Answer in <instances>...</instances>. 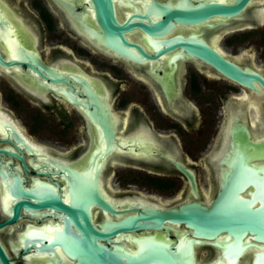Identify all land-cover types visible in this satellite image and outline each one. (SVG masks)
<instances>
[{
    "label": "flooded vegetation",
    "instance_id": "flooded-vegetation-1",
    "mask_svg": "<svg viewBox=\"0 0 264 264\" xmlns=\"http://www.w3.org/2000/svg\"><path fill=\"white\" fill-rule=\"evenodd\" d=\"M153 3L186 9L205 3L232 4V0H112L119 24L148 25L136 15H146L152 23L162 20ZM256 9H261L262 20L253 16ZM0 11L12 28L4 33L0 26L1 57L16 60L18 43L64 76L81 100L90 101L76 81L84 75L89 89L98 96L100 106L96 109L106 107L109 111L115 137L113 143L106 138L104 120L95 119L93 103L88 108L67 99L68 85L41 77L37 83L34 72L25 66H0V115L8 118L30 148L15 142L0 120V149L21 155L28 172L21 161L1 153L0 168L18 174L27 188L35 183L49 184L68 203L74 196L68 171L87 179L96 172L101 196L112 201L119 212L152 205L170 209L188 201L207 204L219 189L221 171L228 170L224 160L234 147L232 127L242 124L255 141L264 137V92L258 86L259 92L241 87L202 61L188 58L180 48L138 62L107 53L90 40L87 30H97V26L89 0H0ZM246 12L249 17L244 18ZM240 16V20L213 17L196 24L171 20L168 31L158 37L134 26L124 37L154 57L163 48L160 41L174 39L200 40L216 50L209 39L217 35V50L223 55L217 52L240 67L261 69L256 72L264 78V67L249 61L251 53L233 55L239 44L253 40L254 32L264 26V0H251ZM252 103L259 105L258 116ZM177 165L194 175L196 198ZM2 186L0 179V223L7 219L5 210L15 203L5 197ZM89 212L96 226L129 215L121 213L115 218L96 205L90 206ZM35 213L31 217L21 210L19 221L0 230V242L12 264H49L46 256L17 257L11 247L19 246L17 235L25 231L62 228V213L50 209ZM156 233L124 234L117 243L134 252L136 245L129 237ZM168 234L174 239V234ZM197 256L213 260L218 251L200 247ZM244 262L243 256L240 264Z\"/></svg>",
    "mask_w": 264,
    "mask_h": 264
},
{
    "label": "water",
    "instance_id": "water-1",
    "mask_svg": "<svg viewBox=\"0 0 264 264\" xmlns=\"http://www.w3.org/2000/svg\"><path fill=\"white\" fill-rule=\"evenodd\" d=\"M89 1L97 26V30H87L91 34L90 40L95 41L96 46L107 53L110 51L115 57L138 62L144 58L154 59L180 48L188 58L202 61L239 86L259 92L256 87L258 86L264 92V78L258 73L262 71L254 68L258 71L256 72L247 66L240 67L224 58L223 51L217 50V35L211 36L209 43L222 55L203 41L174 39L160 41L163 48L154 57L146 55L124 37V33L134 26L154 37L162 36L168 31L171 20L182 24H196L213 17L240 20V15L251 0H232V4L205 3L186 9L153 3L152 7L159 11L162 20L152 23L146 15L135 16L147 20L148 25L130 22L119 24L114 15L112 0ZM251 4L256 5L255 2ZM253 16L262 20L261 9L253 11ZM247 17L249 15L246 12L244 18ZM0 26L4 33L7 28L12 30L1 17V11ZM15 49L17 59L5 61L0 55V66H25L34 72L37 83L41 77L52 83L68 85L67 79L44 65L35 52L26 50L18 43H15ZM76 81L90 101L81 100L80 94L74 93L69 85L65 96L75 105L89 108V103H93L95 119L104 120L106 138L113 143L115 137L108 109H96L100 106L98 96L89 89V80L84 75L80 74ZM241 115L246 117L245 113ZM7 119L5 115H0L3 126L10 129L13 140L30 149L26 140ZM231 134L234 147L224 160L228 170L221 171L219 189L213 200L207 204L188 201L170 209L152 205L119 212L115 210L112 201L104 200L101 196L96 172L94 177L87 179L76 176L71 171L68 173L72 177L73 184L70 186L74 196L68 203H64L51 185L35 183L33 187L27 188L18 174L0 168L5 197L15 201L10 210H5L7 219L0 223V230L19 221L21 210L31 217L37 215L35 211L43 209L62 213L61 229L25 231L17 235L19 246L11 245L17 257L28 259L46 256L49 264H65L61 254L68 259V264H240L243 256L246 262L242 264H264V137L258 141L252 140L242 124H235ZM256 137H259V133ZM0 153L21 161L22 167L28 172L21 155L9 149H0ZM178 169L189 180L196 198L194 175L180 166ZM92 205L108 211L115 218L121 213L129 215L118 221H110L104 226H96L89 212ZM70 227H74L75 231ZM144 231L157 233L129 237L136 245L134 252L117 243L124 234ZM168 232L174 234V239H170ZM205 246H211L218 251L217 259L207 261L197 256V250ZM252 254L253 259L249 260ZM0 264H12L1 242Z\"/></svg>",
    "mask_w": 264,
    "mask_h": 264
},
{
    "label": "rangeland",
    "instance_id": "rangeland-1",
    "mask_svg": "<svg viewBox=\"0 0 264 264\" xmlns=\"http://www.w3.org/2000/svg\"><path fill=\"white\" fill-rule=\"evenodd\" d=\"M254 34V39L239 44L238 51L233 55L239 56V54L251 53L252 56L249 61L256 67H264V26L259 27ZM200 252L204 251L200 250ZM208 254H210L209 251ZM206 256L203 255L202 258H206Z\"/></svg>",
    "mask_w": 264,
    "mask_h": 264
},
{
    "label": "bare ground",
    "instance_id": "bare-ground-1",
    "mask_svg": "<svg viewBox=\"0 0 264 264\" xmlns=\"http://www.w3.org/2000/svg\"><path fill=\"white\" fill-rule=\"evenodd\" d=\"M259 69V68H258ZM261 70V69H260ZM248 97V96H247ZM242 98V97H241ZM242 99H244V98H242ZM255 101V100H254ZM251 102V101H250ZM256 103V102H255ZM252 105H253V103H252ZM251 105V106H252ZM259 106V105H258ZM258 106L256 105V104H254L253 106H252V108L254 109V115L256 116H258ZM260 117V116H259ZM251 120V119H250ZM255 122V121H254ZM252 125V124H251ZM254 126V125H253Z\"/></svg>",
    "mask_w": 264,
    "mask_h": 264
}]
</instances>
